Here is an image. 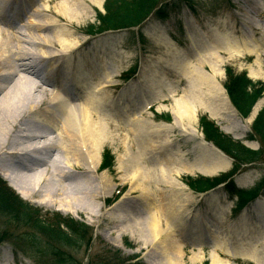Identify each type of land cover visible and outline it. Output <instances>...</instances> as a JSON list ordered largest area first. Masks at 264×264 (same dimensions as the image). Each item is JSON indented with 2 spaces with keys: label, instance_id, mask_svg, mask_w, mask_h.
Returning <instances> with one entry per match:
<instances>
[{
  "label": "rangeland",
  "instance_id": "374dc122",
  "mask_svg": "<svg viewBox=\"0 0 264 264\" xmlns=\"http://www.w3.org/2000/svg\"><path fill=\"white\" fill-rule=\"evenodd\" d=\"M18 1L21 3L18 10L19 17L17 16L18 19L15 22L25 20L30 12L43 2V0ZM48 1L49 14L57 16L60 22H65L66 19L55 11L60 0ZM173 1L176 6L179 5L178 8L167 9L168 15L164 18L156 17L154 12L157 5L168 3V6L173 7ZM156 3V7L136 26H126L115 29V31L96 30L98 22L95 20V14L96 11L102 9L94 5L91 6L93 10L91 17L83 14L79 22L69 23L70 28L80 41L85 40L83 46L75 49L73 53L88 54L93 59V61L91 60L93 65L102 63L104 67H108L106 71H112L115 75L112 78L113 85L107 87L111 94L109 100L115 101L118 96L122 97L120 100L122 104H119L118 110L109 115V133L112 134L113 140L108 137L103 142L100 155L101 163L104 152H111L113 164L109 168L100 166L96 173L99 175L102 170L106 171L108 176L112 177L117 192L111 202L104 204L100 220L88 221V218L83 214L76 216L61 211L58 209L59 206H62L61 204L51 207L40 204L38 201H43L44 195L37 194L32 198H23L16 188L14 189L0 174V177L14 193L19 195L23 201L28 202V205L33 209L39 210L38 215L43 222L42 226L49 225L55 228L58 218L56 214L59 216L58 221L72 219L78 224L82 223L86 226V233H84L85 236L81 242L62 245L31 224L24 225L22 222H15L7 215L0 213V264H50L53 259L49 252L54 248V250L66 252L69 257L74 259L73 264H132L136 261L141 264H161L162 255L158 246L160 245L159 241L165 239L167 232L171 234L166 237L167 241L172 240L179 245L184 264H190L189 257L193 252L199 251H201V257L196 264H210L212 250L219 254L221 260L229 264H264V156L245 163L241 160L237 161L233 156L219 149L226 156L228 166L212 175L203 174L198 169L191 172L181 171L175 177L186 188H174L171 184L162 181L159 174H151L150 180H154V177L157 180L147 183L151 192L150 197L161 199L163 203L172 200L178 193H185L186 196L188 194L187 206L193 210L194 219L208 224L210 222L227 231L231 240L226 244L202 227L191 226L189 216L186 217V226L174 231L167 227L165 220L161 219V228L164 232L160 235V240L157 239L155 243H142L141 227L148 210H146V206L142 202L144 200L140 197L137 189L132 191L131 197L125 199L128 202L125 205L126 208L136 215L137 222L140 223L134 225L133 233L126 229V222L115 220V224H113L106 218L113 205L121 203L120 207H122V202L119 199L122 171L117 166L120 164L121 158L126 157V153L131 155L138 152L134 137L132 135L125 137L129 131L127 125L130 123V119H127L129 116L130 118L132 116L152 118L157 123L162 121L170 123L173 118L171 113L173 102L169 96L173 93L176 97H180L182 94L189 97L190 78L197 77L195 70L191 71L193 65H200L201 69L206 70L205 72L211 73L209 63H218L222 69L218 78L222 89H224L223 84L226 79L225 66H229L235 72L246 73L254 81L264 82L262 75L256 77L250 75V71L253 70H260L264 73V0H192L191 5L184 1L177 3L176 0H157ZM91 26L96 28L93 29ZM90 29L93 31L88 34ZM94 52L98 53L95 59L92 57ZM118 72L121 75H117ZM103 74L101 66V69L95 71L94 77L96 79L102 77ZM53 88L57 89L54 86L50 89L53 90ZM224 92L228 97L226 89ZM262 97H264V93ZM162 104H165L166 108ZM260 107H264V102ZM196 112L194 123L207 143L214 145L207 141L201 132L199 118L203 116L214 122L218 129L231 137L232 140L242 142L246 148L254 150L259 148L260 141L257 138L247 139L248 134L251 133V122L244 135L236 138L231 132L222 128L224 122L219 117L211 118L209 112L199 106ZM237 113L240 118L246 119L241 116L238 110ZM166 114L169 115V120L165 121L162 116ZM112 120H115L116 125ZM168 135L171 149L181 151L184 163L205 165L206 162H212L211 155L202 151L196 144L198 137L188 138L177 127H174ZM162 138L163 135L160 139ZM123 141H126L125 147L122 146ZM154 154L153 151L143 153L142 157H145L144 166L146 168L152 166L156 161ZM233 163H238V167L226 181L231 179L234 185L243 191L255 189L261 185L259 190L251 194V199L248 198L249 202L240 210L235 206L236 196L230 195L224 185H218V187L208 190L207 194L201 197L184 183L183 178L186 176L196 179L200 176L227 175ZM133 165H130V168L134 167ZM61 170L65 171L67 168L64 166ZM94 175L93 173L88 177V182L91 184L96 183ZM132 181L127 182L126 189L130 187ZM25 183L28 184L29 180L25 179ZM74 184L71 186L75 187ZM48 187L51 186L47 183L42 188L47 189ZM70 189L69 191H71ZM210 196L214 198L213 201H209ZM98 202L100 205L102 204L101 200ZM239 221L249 222L250 229L239 231L233 225L234 222ZM61 225L60 228L67 233L66 226ZM118 231H121V236L118 235ZM29 239L34 240L33 242L36 244L29 247ZM168 246L173 248L170 243ZM172 250L168 251L172 253ZM249 254H253V256Z\"/></svg>",
  "mask_w": 264,
  "mask_h": 264
},
{
  "label": "bare ground",
  "instance_id": "6f19581e",
  "mask_svg": "<svg viewBox=\"0 0 264 264\" xmlns=\"http://www.w3.org/2000/svg\"><path fill=\"white\" fill-rule=\"evenodd\" d=\"M102 1L60 0L55 11L67 21L60 22L57 16L49 14V1L43 0L25 20L15 22L21 2L0 0V174L23 198L44 195L45 199L38 201L40 204L46 207L61 204L58 208L61 211L76 216L83 214L88 221H99L104 204L111 202L117 192L112 177L106 171L102 170L99 175L96 173L103 142L108 137L113 140L109 133V115L118 110L122 97L109 100L111 94L107 87L113 85L115 75L106 71L108 67L102 63L93 65L88 54L73 53L83 46L85 40L80 41L69 23L79 22L83 14L91 17V6L101 8ZM97 56V52L92 55L94 59ZM101 66L104 74L95 79V71ZM209 68L211 73L205 72L200 65H193L191 71L195 70L197 77L190 78L189 97L183 94L176 97L169 91L173 102L170 123H157L152 118H127L130 123L125 137H134L138 152L126 153L117 166L122 171L119 198L122 207L121 203L113 205L106 218L113 224L115 220L126 222V229L133 233L134 225L140 223L136 215L126 208L128 202L125 199L131 197L133 190H139L148 210L141 227L144 244L160 240L164 232L161 219L174 231L186 226L188 216L191 226L202 227L222 243L231 240L227 231L210 222L194 219L193 210L187 206L188 194L178 193L170 202L163 203L161 199L150 197L147 186L149 181L157 180L155 177L150 180L151 174H159L162 181L183 189L186 187L175 177L181 171L198 169L203 174L212 175L228 166L224 153L207 143L198 132L194 123L198 106L208 111L211 118L219 117L224 122L222 128L237 138L244 135L253 114L264 102V97L258 100L252 115L243 120L220 86L218 78L222 69L216 62L209 63ZM261 73L260 70L250 71L252 77H264ZM53 86L57 89H50ZM162 106L166 108L165 104ZM174 127L188 138L198 137L196 144L211 155L212 162L205 165L184 163L181 151L172 150L170 146L168 134ZM122 144L125 147L126 141ZM147 151H153L156 158L148 169L144 166L145 157H142ZM128 162L134 167L130 168ZM64 166L67 168L65 171L61 170ZM93 173L95 184L88 182L89 175ZM25 179L29 180V185ZM130 181L132 184L126 189ZM47 183L51 187L43 189ZM73 184L76 186H71ZM206 194L198 193L201 197ZM210 197L209 201H213L214 198ZM248 223L239 221L233 225L239 231H248ZM118 235L121 236V231ZM165 235L158 246L161 264H184L179 245L175 241H167L166 237L171 234L167 232ZM170 249H173L172 253L168 251ZM200 257L201 251L193 252L189 257L190 264H196ZM210 261V264H229L221 260L215 250L210 253Z\"/></svg>",
  "mask_w": 264,
  "mask_h": 264
},
{
  "label": "trees",
  "instance_id": "16d2710c",
  "mask_svg": "<svg viewBox=\"0 0 264 264\" xmlns=\"http://www.w3.org/2000/svg\"><path fill=\"white\" fill-rule=\"evenodd\" d=\"M184 1L188 5H191L192 0H176L181 3ZM157 0H105L103 3V9L105 11L101 13L97 11L96 20L98 26L93 27L98 31L104 30H115L119 28H125L126 26L136 25L145 17L154 7L157 5ZM173 7L167 4H160L155 10L156 17L159 16L164 18L168 15L167 9L178 8L173 1ZM90 29V33L93 31ZM225 81L224 87L227 90L229 99L231 100L234 107L239 110L240 114L247 116L250 112L252 105L257 101L258 97L261 96L264 90V84L261 81L253 82L244 72H235L229 66H225ZM169 119V115L164 116ZM200 127L204 137L217 145L224 153H228L233 156L237 161L249 163V161L260 159L264 156V108L258 111V114L254 118L251 125V133L248 134V138H257L260 141V147L258 150H252L246 148L241 142L233 141L228 135L226 136L219 131L218 127L211 121L207 120L205 116L199 118ZM102 167H110L113 163L112 155L108 152L103 156ZM238 167V163H233L232 169L227 175L218 177H204L200 176L193 179L191 176L184 178L185 184L188 185L194 191H206L210 188L215 187L218 183L226 180ZM226 189L230 195H236V205L241 208L248 198L251 199V191L239 190L234 185L232 180L225 183ZM39 210L33 209L28 202L23 201L19 195L14 193L9 185L0 177V213L7 215L15 222H22L24 225L31 224V226L38 228L39 231L45 235L55 239L57 243L62 245H71L72 243L81 242L86 233L84 224H78L74 220H57L59 218L56 214V225L55 228L49 225L42 226V220L39 218ZM64 224L68 229L67 233L60 228V225ZM49 226V227H48ZM62 226V225H61ZM37 229V230H38ZM29 239V247L34 246L36 242ZM55 249V248H54ZM52 250L49 255L52 256L53 261L50 264H73L74 259L64 251ZM38 252L40 250H37ZM43 264V263H41ZM132 264H141L138 261Z\"/></svg>",
  "mask_w": 264,
  "mask_h": 264
}]
</instances>
